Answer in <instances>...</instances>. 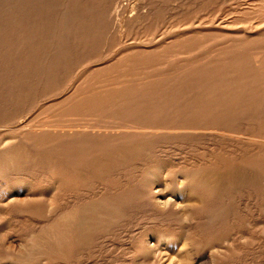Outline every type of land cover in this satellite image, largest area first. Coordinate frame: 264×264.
Masks as SVG:
<instances>
[{"label":"rangeland","instance_id":"rangeland-1","mask_svg":"<svg viewBox=\"0 0 264 264\" xmlns=\"http://www.w3.org/2000/svg\"><path fill=\"white\" fill-rule=\"evenodd\" d=\"M26 1L13 0L14 17L20 19L27 14ZM114 1L118 3L113 6ZM44 6L48 21L55 22V29L49 31L51 48H64L65 40L58 33L74 31L87 38L73 42L72 48L76 50H72L75 55L72 61L65 69L60 68L49 75L45 84L35 86L36 94L30 99L25 98L28 81L36 74L31 75L32 70L25 69L30 60L28 29L19 27L14 49L10 45L1 49L4 58L0 55V264H264V89L259 90L264 85V74L259 75L254 68L256 56L264 53V0H44ZM13 21L17 23L16 18ZM187 72L192 80L188 82V89L183 92L174 89V82L178 84L182 80L180 76ZM126 73L135 75L121 78ZM87 77L94 87L111 84L108 87L112 90L110 93H118V98L123 96L121 99L126 102L122 104L117 98L110 104L115 103L122 112L139 110L152 122L162 115L164 118L159 122L165 128L149 130L136 137L131 135L132 138L127 136L122 149H109L92 161L91 172L77 179L82 188L78 185L77 191L64 190L52 196L48 193L44 199H39L41 190L32 193L28 186L44 189L50 183V173L30 170L28 165L35 159L20 152L16 139L45 120L52 119L61 125L78 122L73 121L71 114L88 111V108L73 106L70 102L81 100L77 96L84 93L83 83ZM166 83L171 85L169 89H159V85L162 87ZM25 84L26 88L23 87ZM7 85L13 88L7 89ZM177 114L181 115L177 117ZM199 120L205 121L204 130L178 129L183 125L196 127ZM223 161L225 168L220 166ZM236 161L238 164L234 163ZM205 162L212 163L209 166ZM23 182L28 185L16 188ZM198 182L203 184L201 192L197 190ZM185 188L188 192L186 189L183 196ZM182 196L190 200L184 207ZM156 197L171 198L176 206L161 208L156 204ZM95 200L98 201L93 202ZM203 209L206 211L200 213ZM75 211L78 217H86L83 226L78 219L71 218ZM67 216L70 222L64 225L63 219ZM57 225H60L59 230L55 229ZM61 225L64 226L61 228ZM195 227L200 229L197 234ZM170 229L173 230L170 232ZM162 233L164 237H161ZM184 243L189 246L183 248Z\"/></svg>","mask_w":264,"mask_h":264},{"label":"bare ground","instance_id":"bare-ground-1","mask_svg":"<svg viewBox=\"0 0 264 264\" xmlns=\"http://www.w3.org/2000/svg\"><path fill=\"white\" fill-rule=\"evenodd\" d=\"M68 2V1H67ZM116 1H114L113 6L115 4ZM48 3V2H46ZM118 3V2H116ZM122 3V2H121ZM129 3V2H128ZM66 4V3H65ZM26 5L29 6L27 8V14L25 16H23L22 18L19 19V17H14L13 16V0H0V55L2 54L1 53V49H3V46H6V45H10V48H13V45H15V37H19V30L20 28H27L28 29V32H29V35H30V43H29V57H30V60L28 61V63L26 64L25 66V69L28 70V68H30V71L32 70L31 72V75L32 74H36V77L35 78H32L31 80H33L31 82H29V87L27 89V95L25 98H33L34 95L36 94V92L34 91L35 89V86H38L39 84H42L46 82V78L49 76V75H53L55 74L56 71H58L60 68H64L66 65H68L70 63V61H72V59L74 58L75 55H73V52L72 50H76V49H73L72 48V44L74 41H76L77 39H85L87 37L85 36H82L80 34H76V32L74 33L73 32H70V31H66L64 32L63 34H59L58 35L61 37V38H64L65 40V45H64V48H61V49H58L55 50L53 48H51V44H50V39H49V35H51V33L49 32L51 29H55L54 28V25H55V22L51 20V22H49L50 20L48 19V16L46 13V8L44 6V0H27L26 1ZM121 5V4H120ZM116 6V5H115ZM62 7V6H61ZM111 8V7H110ZM117 8V7H116ZM115 8V9H116ZM124 7H122L123 9ZM125 9H126V6H125ZM124 9V10H125ZM4 10V12H2ZM60 10V9H59ZM71 10V8L69 9ZM117 10V9H116ZM123 10V11H124ZM247 10V9H246ZM249 11V10H248ZM49 13H52V12H49ZM48 13V14H49ZM60 14V13H59ZM122 14H124L122 12ZM259 14V13H258ZM20 16V15H19ZM240 16V15H239ZM140 17V16H139ZM144 17V15H143ZM223 17V16H222ZM230 17V16H229ZM250 17V16H249ZM13 18L15 20V18L17 19V23L16 21H13ZM74 19V17H73ZM141 19V18H139ZM144 19V18H142ZM226 19V18H225ZM242 19V18H241ZM19 20V21H18ZM49 20V21H48ZM79 20H82V19H79ZM129 20V19H128ZM59 21V20H58ZM60 22V21H59ZM92 22V21H91ZM124 22H127V19L126 21ZM141 22V20H140ZM85 23V22H84ZM89 23V21H88ZM98 23V22H97ZM58 24V23H57ZM125 24V23H124ZM123 24V25H124ZM131 24V23H129ZM143 24V23H142ZM141 24V25H142ZM209 24V23H208ZM211 24V23H210ZM259 24V23H258ZM262 24V23H261ZM69 25V23H68ZM76 25V24H75ZM80 25H82L80 23ZM79 25V26H80ZM88 28V25H87V22L85 24ZM96 26V24H94ZM127 25V24H126ZM237 25V24H236ZM60 26V25H59ZM72 26V25H71ZM85 26V27H86ZM130 26V25H128ZM261 26V25H260ZM20 27V28H19ZM58 27V26H57ZM63 27V25H62ZM78 27V25H77ZM82 27V26H81ZM125 27V26H123ZM256 27V26H255ZM57 31H58V28H56ZM61 29V28H59ZM77 29V28H76ZM84 29V28H83ZM86 29V28H85ZM70 30V29H69ZM80 30V29H79ZM82 30V28H81ZM128 30V29H127ZM188 30V29H187ZM22 31V30H20ZM61 32V30H59ZM85 31V30H84ZM254 31V30H253ZM15 32H18V33H15ZM24 32V31H23ZM22 32V33H23ZM125 32V31H124ZM257 32V31H256ZM254 32V33H256ZM50 33V34H49ZM56 33V32H55ZM54 33V34H55ZM87 33V32H85ZM92 33V32H91ZM186 33V32H185ZM184 33V34H185ZM184 34H182L184 36ZM193 35V33H191ZM197 34V33H196ZM200 34V33H199ZM198 34V35H199ZM249 34V33H248ZM24 35H26L24 33ZM56 35L55 34V37L56 38ZM85 35V34H84ZM89 35V34H88ZM125 35H126V32H125ZM189 35V33H188ZM195 35V34H194ZM245 35V34H244ZM259 35V34H258ZM10 36H11V41L9 40L10 39ZM58 36V37H59ZM97 36V35H96ZM182 36V37H183ZM186 37V36H185ZM183 37V38H185ZM91 38V37H89ZM254 38V37H253ZM22 39V38H20ZM19 39V40H20ZM59 39V38H58ZM180 39V38H179ZM244 39V38H243ZM47 41V45L44 44V41ZM54 40V39H53ZM60 40V39H59ZM45 41V43H46ZM58 42V40H56ZM55 41V42H56ZM263 41V40H262ZM20 42V41H19ZM54 42V41H53ZM231 42V41H229ZM236 42V41H235ZM264 42V41H263ZM18 43V41H17ZM76 43V42H75ZM78 43V42H77ZM239 43V42H238ZM259 43H261L259 41ZM19 44V43H18ZM228 44V43H227ZM22 45V44H20ZM24 45V44H23ZM75 45V44H74ZM79 45V44H78ZM77 45V46H78ZM164 46V45H163ZM224 46V45H223ZM249 46V45H248ZM54 47V46H53ZM79 47V46H78ZM9 48V47H8ZM161 48V47H160ZM224 48V47H223ZM226 48V47H225ZM224 48V49H225ZM254 49H256V47L254 46L253 47ZM14 49V48H13ZM26 49V48H25ZM79 49V48H78ZM153 49V48H152ZM151 49V50H152ZM165 49V48H164ZM257 49H260V48H257ZM263 49V47L261 48ZM4 50V49H3ZM6 50V48H5ZM12 50V49H11ZM90 50V49H89ZM160 50V49H159ZM167 50V49H166ZM181 50V49H180ZM80 51V50H79ZM87 51V50H86ZM175 51V50H174ZM172 51V52H174ZM244 51V50H243ZM253 51V50H252ZM260 51V50H259ZM4 52V51H3ZM11 52V51H10ZM20 52V51H19ZM84 52V50L82 51ZM162 52V50H161ZM168 52V51H167ZM250 52V51H248ZM261 52V51H260ZM21 53V52H20ZM76 53V52H75ZM13 54V52H12ZM16 54V53H14ZM80 54V53H79ZM78 54V56H79ZM169 54V53H168ZM195 54V53H194ZM17 55V54H16ZM15 55V56H16ZM27 55V54H26ZM82 55V54H81ZM80 55V56H81ZM85 55V54H84ZM242 55V54H241ZM4 56V55H3ZM1 55V57H3ZM6 56H7V53H6ZM12 56V55H11ZM246 56V55H245ZM245 56H242V57H245ZM18 57V56H16ZM15 57V58H16ZM73 57V58H72ZM83 57V56H82ZM111 57V56H110ZM241 57V58H242ZM4 58V57H3ZM19 58H22L19 56ZM78 58V57H77ZM183 58V57H182ZM256 60H255V63H254V68L256 69V71L261 74H264V53L263 54H260L258 55V57L256 56ZM29 59V58H28ZM4 60V59H3ZM2 60V61H3ZM13 60V58H12ZM16 60V59H15ZM21 60V59H20ZM79 60V59H77ZM107 60V59H106ZM17 61L19 62V59H17ZM90 61H93V60H90ZM1 62V61H0ZM13 62V61H11ZM89 62V61H88ZM96 62V61H95ZM93 62V63H95ZM98 62V61H97ZM3 63V62H2ZM91 63V62H90ZM108 63H110L108 61ZM19 64V63H18ZM88 64V63H87ZM86 64V66L88 67V65ZM98 64V63H97ZM216 64V63H215ZM15 65L16 62H15ZM21 65V63H20ZM19 65V67H20ZM82 65V64H81ZM92 65V64H91ZM89 65V66H91ZM105 65V64H103ZM7 66H8V63H7ZM83 66V65H82ZM179 66V65H178ZM4 67V66H3ZM11 67V66H10ZM18 67V66H17ZM23 68V66H21ZM86 67V68H87ZM216 67V66H215ZM234 68V67H233ZM232 68V70H233ZM16 69V68H15ZM24 69V68H23ZM23 72H25V70H23ZM65 69V68H64ZM91 69V68H90ZM96 69V68H95ZM94 69V70H95ZM13 70V68H12ZM20 70V69H18ZM198 70V68H197ZM201 70V68L199 69ZM29 71V72H30ZM67 71V70H66ZM74 71V70H73ZM91 71V70H90ZM89 71V72H90ZM93 71V70H92ZM106 71H112V70H106ZM104 71V72H106ZM20 72V71H18ZM22 72V74H23ZM61 72V71H60ZM63 72V71H62ZM72 72V71H70ZM88 72V73H89ZM256 72V73H257ZM9 73V72H8ZM27 73V72H26ZM73 73V72H72ZM75 73V71H74ZM245 73V72H244ZM10 74V73H9ZM13 74V73H12ZM187 74V76L185 75ZM189 73H183L180 78H182V80H180V84L178 83H175L174 82V89H178L180 91L183 92V90L185 89H188V82H192V80L189 78L190 77V74L188 75ZM241 74V72H240ZM18 75V73H17ZM16 75V76H17ZM30 75V77H31ZM67 75V73L65 74V76ZM70 75V74H69ZM126 76H122L121 78H125V77H134L133 75L135 74H132V73H129V74H125ZM192 75V73H191ZM199 75V74H198ZM204 75V74H203ZM238 75V74H236ZM8 76V74H7ZM14 76V75H13ZM60 76V75H59ZM58 76V77H59ZM63 76V75H62ZM68 76V75H67ZM74 76V75H73ZM87 76V75H86ZM85 76V77H86ZM189 76V77H188ZM70 77V76H69ZM83 77V76H82ZM130 77V78H131ZM236 76L234 75V78ZM258 77V76H257ZM7 78V77H6ZM120 78V79H121ZM189 78V80L187 81V79ZM233 77H231V79H234ZM246 78V77H244ZM243 78V79H244ZM251 78V77H250ZM256 78V77H255ZM2 79V78H1ZM4 79V78H3ZM12 79V78H11ZM67 79H69L67 77ZM73 79V78H72ZM119 79V80H120ZM221 79V77H220ZM22 80V79H21ZM20 80V81H21ZM26 80V79H25ZM63 80V79H62ZM85 83H83V91L84 93H81L79 94L77 97H81V100H72L70 102V104H73V106H85L88 108V111H83V112H76V113H72L71 116L74 117L73 121L76 119V123L70 125V124H67V125H61L58 123V121H55V120H45V122L37 125V126H34L32 128V131L28 132L27 134H23L24 136H20L17 140V148L20 150L21 153H26L30 156H32L35 160L34 162L32 163H29L28 167H30V170H32L33 172H43L44 174H48V178L50 179H46V180H49L50 183H48V185H46L44 187V189H41L39 188L38 186H28L29 190L32 192V193H36V191L39 189L41 190L40 191V194L37 196L39 199H44L46 197V194L49 193V196L51 194V196L53 194H58L59 192L61 191H69V192H74V191H77V187L79 184H77V179L80 177L82 178L83 176L87 175L88 173L91 172V170L94 168V160L100 156L102 157L103 154L105 152H107L109 149L112 151H118L119 149H122V143L123 142H126V138H128L127 136L131 137L132 136H140V135H143L144 133H148L149 130H158V129H163L165 128V125L161 122H159L160 120L159 119H162L164 118V116L162 115H159L161 116L160 118L158 117L155 121H150L148 118H145L143 117V113L139 112L138 111H135V110H132V109H125L123 112L119 109V107H117V105L115 103H112L110 104V101L112 100H115L118 98V93H110L112 92L111 89H108V87L111 85H108V84H103V85H100L99 87H94L92 84V86L90 85L91 83V79L90 77H87L85 79ZM166 80V79H164ZM228 80V79H227ZM258 80V79H256ZM5 81V80H4ZM7 81V80H6ZM14 81V80H13ZM23 81V80H22ZM21 81V82H22ZM27 81V80H26ZM156 81V80H155ZM215 81V79H214ZM82 82V81H81ZM26 83V82H25ZM59 83V82H58ZM173 83V82H172ZM197 83V82H196ZM257 83V82H256ZM16 84V83H15ZM80 84V83H79ZM150 84V83H148ZM167 85H163L161 87V85H159V89H169L171 87V85H169L168 83H166ZM240 84V83H239ZM249 84V83H248ZM261 84V83H260ZM78 85V84H77ZM263 85V84H261ZM3 86V85H1ZM19 87V85H17ZM21 86V85H20ZM25 85H23L24 88ZM112 86V85H111ZM206 86V85H205ZM260 86V85H258ZM7 89H11L13 88L12 85H7L5 86ZM3 87V88H5ZM21 87V88H23ZM76 87V85L74 86ZM195 87V86H194ZM241 87V86H240ZM251 87V86H249ZM4 89V90H7V89ZM50 88V87H49ZM67 88V87H66ZM2 89V88H1ZM51 89V88H50ZM49 89V90H50ZM107 89V90H106ZM172 89V88H171ZM250 89V88H249ZM264 89V85L262 87V89H259V90H263ZM74 90V89H72ZM255 90V89H254ZM11 91V90H10ZM25 91V90H23ZM45 91V90H44ZM81 91V92H83ZM98 91L100 92V94H98ZM138 91V90H137ZM43 92V91H42ZM131 92V91H130ZM128 92V93H130ZM234 92V91H233ZM261 92V91H260ZM13 96V91L11 92ZM124 93V92H123ZM128 93H125L128 94ZM141 93V92H140ZM236 93V92H235ZM256 93V92H255ZM3 94V93H2ZM23 94V92H22ZM63 94V93H62ZM69 94V93H68ZM9 95V94H8ZM14 95H15V92H14ZM70 95V94H69ZM196 95H199V94H196ZM205 95H207V93H205ZM257 95V94H256ZM258 95H259V92H258ZM263 95V94H262ZM23 96V95H22ZM63 96V95H62ZM147 96V95H146ZM189 96V95H188ZM209 96V95H208ZM237 96V95H236ZM245 95H243L244 97ZM15 97V96H14ZM149 97V96H148ZM163 97V96H162ZM194 97V95H193ZM242 97V99H243ZM249 97V95L247 96V98ZM256 96H254L255 98ZM262 97V96H261ZM4 98V97H3ZM13 98V97H12ZM64 98V97H63ZM121 98H124L123 96H119L118 99L119 102H121L122 104H125L126 101H124L123 99ZM14 99V98H13ZM44 99V98H43ZM62 99V98H61ZM229 99V98H228ZM257 99L259 100L260 97ZM15 100V99H14ZM58 100V99H56ZM63 100V99H62ZM163 100V99H162ZM172 100V98H171ZM247 100V99H246ZM7 101V100H6ZM9 101V100H8ZM49 101V100H48ZM60 101V100H59ZM197 101V100H196ZM263 101V100H262ZM58 102V101H57ZM113 102V101H112ZM250 102V101H249ZM9 103V102H8ZM2 104V103H1ZM51 104V103H50ZM6 105V104H5ZM197 105V104H196ZM244 108V107H243ZM253 108V107H252ZM264 108V107H263ZM196 109V108H195ZM194 109V110H195ZM253 110V109H252ZM187 111V109H186ZM249 111V110H248ZM247 111V112H248ZM251 111V110H250ZM264 111V110H262ZM195 112V111H194ZM205 112V111H204ZM241 113V112H240ZM250 113V112H248ZM253 113V112H252ZM260 113V112H259ZM50 114V113H49ZM181 114H183V112H181ZM180 114V115H181ZM245 114V113H244ZM264 114V113H263ZM179 114H177V117L180 116ZM247 115V114H246ZM187 116V115H186ZM248 116H251V115H248ZM257 116V115H255ZM262 116V115H261ZM204 117V116H203ZM246 117V116H245ZM244 117V119H245ZM206 118V117H205ZM204 118V119H205ZM242 118V117H241ZM26 119V118H25ZM256 119H258L256 117ZM176 121V118L174 119ZM238 120V119H236ZM243 121V119H241ZM247 120V119H245ZM26 121V120H25ZM44 121V120H43ZM251 121V120H249ZM167 122V121H166ZM203 122H205L204 120H199V123L198 125H196V127H186V125L182 126V127H178L179 130H191V129H196L197 130H204L205 128L203 127ZM246 122V121H245ZM243 122V123H245ZM248 122V121H247ZM23 123V122H22ZM35 123V122H34ZM238 123V121H237ZM235 123V124H237ZM263 123V122H261ZM21 124V123H20ZM31 124V123H30ZM29 124V125H30ZM254 124V123H252ZM259 125V123H257ZM23 125V124H21ZM32 125V124H31ZM60 125V126H59ZM189 125V124H187ZM248 125V124H247ZM250 125V124H249ZM15 126V125H14ZM25 126V125H24ZM28 126V125H27ZM58 126V127H56ZM235 126V125H234ZM233 127V126H232ZM245 127V126H244ZM78 128H80V130H77ZM17 129V128H16ZM75 129V130H74ZM175 129V128H174ZM207 129V128H206ZM232 129V128H231ZM176 130V129H175ZM222 130V129H221ZM225 130V129H224ZM244 130V129H243ZM167 131V130H166ZM195 131V130H194ZM206 131V130H205ZM218 131V130H217ZM215 131V132H217ZM227 131V130H225ZM231 131V130H230ZM235 131V130H234ZM204 132V131H203ZM208 132V131H206ZM243 132V131H242ZM245 132V130H244ZM185 133V132H184ZM183 133V134H184ZM214 133V132H213ZM200 134V133H199ZM203 134H206L205 132ZM237 134V133H236ZM187 135V134H185ZM184 135V136H185ZM190 135V134H189ZM194 135V134H193ZM226 135V134H224ZM229 135V134H228ZM171 136V135H170ZM192 136V134H191ZM190 136V138H192ZM180 137V136H179ZM224 137V136H223ZM249 137V136H248ZM132 138V137H131ZM174 138H178V137H174ZM182 138V137H181ZM184 138V137H183ZM186 138H189L186 137ZM247 138V137H246ZM163 139V138H162ZM162 139H160V141H163ZM158 140V139H156ZM156 140H153V141H156ZM245 140V139H244ZM153 141L152 144L154 143ZM159 141V140H158ZM7 142V141H6ZM113 143V144H111ZM156 143V142H155ZM162 143V142H161ZM146 144V143H145ZM3 145V144H2ZM125 145V143H124ZM140 145V144H139ZM142 145V144H141ZM140 145V146H141ZM151 145V144H150ZM4 146V145H3ZM1 146V148L3 147ZM260 148V147H259ZM262 148V146H261ZM262 150H264V148H262ZM110 151V152H111ZM136 151V150H135ZM260 151V150H259ZM139 152V151H138ZM263 152V151H261ZM229 154V153H228ZM241 153H238V155H240ZM262 154V153H261ZM125 155H128L125 153ZM231 155V154H230ZM229 155V156H230ZM219 158H224V156H221V155H217ZM241 156V155H240ZM247 156H250L249 154ZM125 157V156H124ZM214 158V156H212ZM27 158V157H26ZM126 158V157H125ZM130 158V157H129ZM245 158V157H244ZM251 159V158H250ZM212 160V159H211ZM224 160H227L226 157ZM231 160V159H230ZM245 160V159H244ZM248 160V159H247ZM261 160V159H260ZM93 161V162H92ZM97 161V160H96ZM246 161V160H245ZM255 161V160H254ZM263 162V160H261ZM197 162V161H196ZM203 162V161H202ZM214 162V160H213ZM233 162V161H232ZM253 162V161H252ZM260 162V161H259ZM120 163H122L120 161ZM207 162H205L206 164ZM212 163V162H211ZM210 163V164H211ZM220 163V162H218ZM224 161L222 162V164L220 163V166H224L225 168V165L223 164ZM226 163V166L227 165V162ZM235 164H238V162H234ZM261 163V162H260ZM198 164V163H197ZM200 164V163H199ZM209 163H207V165L210 166ZM230 164V163H229ZM201 165V164H200ZM114 166V165H113ZM139 166V165H138ZM199 166V165H197ZM202 166V165H201ZM234 166V164H233ZM232 166V168H233ZM238 166V165H237ZM240 166V165H239ZM238 166V167H239ZM27 167V168H28ZM200 167V166H199ZM203 167V166H202ZM201 167V168H202ZM207 167V166H206ZM235 167V166H234ZM188 168V167H186ZM190 168V167H189ZM188 168V169H189ZM193 168V167H192ZM195 168V166H194ZM23 169V168H22ZM110 169V167H109ZM244 169V168H243ZM247 169V168H246ZM245 169V170H246ZM24 170V169H23ZM27 170V169H25ZM30 170L28 172H30ZM110 170H113V169H110ZM142 170V169H141ZM148 170H151V169H148ZM147 170V171H148ZM196 170V169H195ZM201 170V169H200ZM200 170H199V173H200ZM232 170V169H231ZM248 170V169H247ZM105 170H103L104 172ZM198 171V170H197ZM202 171V170H201ZM204 171V170H203ZM207 171V170H206ZM210 171V170H208ZM218 171V170H216ZM237 171V170H236ZM211 172V171H210ZM215 172V171H214ZM224 172V171H223ZM233 172V171H232ZM242 172V171H241ZM248 172V171H247ZM264 172V171H263ZM35 173V174H36ZM229 173V172H228ZM245 173V172H244ZM250 173V172H249ZM253 173V172H252ZM148 174H150L148 172ZM233 174V173H232ZM10 175V174H9ZM30 175V174H29ZM92 175V174H91ZM223 175V174H222ZM5 176H7L5 174ZM32 176V175H31ZM30 176V177H31ZM140 176V175H139ZM255 176V175H253ZM14 177V176H13ZM24 177V176H22ZM29 177V178H30ZM41 177V176H40ZM46 177V176H45ZM90 177V176H89ZM95 177V176H94ZM97 177V176H96ZM184 177V176H183ZM188 177V175H187ZM196 177V176H194ZM227 177V176H226ZM25 178H27L25 176ZM32 178V177H31ZM101 177H99L100 179ZM153 178V176H152ZM158 178V177H157ZM168 178V177H167ZM3 179V178H2ZM6 179V178H5ZM28 179V178H27ZM37 179V178H36ZM91 179V178H90ZM96 179V178H94ZM97 179V180H99ZM156 179V178H154ZM173 179V178H172ZM17 180V179H16ZM88 180V179H87ZM92 180V179H91ZM145 180V179H144ZM149 180V179H146V181ZM167 180V179H166ZM180 180V179H179ZM229 180V179H227ZM19 180H17L18 182ZM33 181V180H31ZM41 181V180H40ZM43 181V179H42ZM90 181V180H89ZM96 181V180H95ZM140 181V180H139ZM143 181V179H142ZM150 181V180H149ZM154 181V180H153ZM157 181V180H156ZM160 181V180H159ZM171 181V180H170ZM200 181V179L198 180ZM209 181V180H208ZM21 182V181H20ZM19 182V183H20ZM44 182V181H43ZM93 182V181H91ZM98 182V181H97ZM148 182V181H147ZM152 182V181H151ZM178 182V181H177ZM183 182V181H182ZM181 182V183H182ZM42 183V182H41ZM46 183V182H45ZM83 183V182H82ZM90 183V182H89ZM99 183V182H98ZM139 183V182H138ZM167 183V182H166ZM170 183V182H169ZM47 184V183H46ZM126 184V183H125ZM149 184V183H147ZM172 184V182H171ZM170 184V185H171ZM213 184V183H212ZM28 184H26L25 182L21 183L20 185H16V188H23L24 186H26ZM127 185V184H126ZM136 185V184H134ZM164 185V184H163ZM178 185V184H177ZM230 185V184H229ZM5 186V185H4ZM40 186V185H39ZM83 185H79V187L82 188ZM90 186V184H89ZM123 186V185H122ZM131 186V185H130ZM129 186V187H130ZM133 186V185H132ZM131 186V188H132ZM138 186V184H137ZM136 186V187H137ZM210 186V185H209ZM85 187V186H84ZM91 187V186H90ZM98 187V185H97ZM103 187V185H102ZM106 187V186H105ZM124 187V186H123ZM135 187V186H134ZM158 187V186H157ZM164 187V186H163ZM162 187V188H163ZM86 188V187H85ZM138 188V187H137ZM203 188V184L198 182L197 184V190H202ZM207 187L205 186L204 190L206 189ZM210 188V187H209ZM4 189V188H3ZM97 189V188H95ZM101 189V188H100ZM108 189V188H107ZM112 189V188H110ZM141 189V188H140ZM160 189V188H159ZM186 189L182 192V195L184 196L185 193H186ZM212 189V188H211ZM210 189V192H212ZM233 189V188H232ZM231 189V190H232ZM26 190V189H25ZM81 190V189H80ZM98 190V189H97ZM109 190V189H108ZM117 190V189H116ZM119 190V189H118ZM121 190H123L121 188ZM128 190V189H127ZM130 190V189H129ZM133 190V188H132ZM138 190V189H137ZM157 190V189H156ZM162 190V189H161ZM178 190V189H177ZM82 191V190H81ZM80 191V192H81ZM107 191V190H106ZM136 191V190H135ZM144 191V190H143ZM155 191V190H153ZM209 191V190H208ZM5 192V191H4ZM83 192V191H82ZM94 193V191H92ZM101 190L98 192L100 194ZM103 192V191H102ZM124 192V191H123ZM128 192V191H126ZM140 192V191H139ZM187 192H188V189H187ZM200 192H197V193H200ZM214 192V190H213ZM212 192V193H213ZM216 192V191H215ZM77 194V192H75ZM97 193V191H96ZM95 193V194H96ZM114 193V191H113ZM117 193V192H116ZM125 193V192H124ZM137 193V192H136ZM143 193V192H142ZM156 193V192H155ZM203 193V192H202ZM228 193V192H227ZM1 194V193H0ZM18 194V193H17ZM22 194V193H21ZM82 194V193H81ZM88 194V193H87ZM140 194V193H138ZM201 194V193H200ZM231 194V193H229ZM63 195V194H62ZM83 195V194H82ZM118 195V194H116ZM120 195V194H119ZM165 195V194H164ZM177 195V194H176ZM204 195V194H203ZM215 195V193H214ZM217 195H220V194H217ZM222 195V194H221ZM3 195H1L2 197ZM48 196V197H49ZM78 196V195H77ZM81 196V195H80ZM90 196V195H89ZM99 196V195H97ZM109 196V195H108ZM178 196V195H177ZM183 207L185 206L184 204H188V202H190V200L186 199L185 197H183ZM207 196V194L205 195ZM208 196H210V194L208 193ZM225 196V195H224ZM26 196H24L25 198ZM67 197V196H66ZM65 197V198H66ZM93 197V196H92ZM95 197V196H94ZM94 197L92 199H94ZM174 197V196H173ZM172 197V198H173ZM187 197V195H186ZM10 198V197H9ZM30 198V197H29ZM33 198V197H31ZM50 198V197H49ZM91 198V196H90ZM103 198V197H102ZM115 198V197H114ZM209 198V197H208ZM211 198V196H210ZM228 198V197H227ZM13 199V198H12ZM15 199V197H14ZM19 199V198H18ZM27 199V197H26ZM26 199L24 201H26ZM37 199V198H36ZM52 199V198H51ZM72 199V198H71ZM74 199V198H73ZM79 198H77L78 200ZM96 199V197H95ZM110 199V198H109ZM116 199V198H115ZM7 200V199H6ZM5 200V201H6ZM17 200V199H15ZM22 200V199H20ZM19 200V201H20ZM49 201H51L50 199H48ZM68 200V199H67ZM98 200H100L98 198ZM98 200H95L93 202H96ZM133 200H135V198H133ZM138 200V199H136ZM175 200V199H174ZM11 201V200H10ZM36 201V200H35ZM66 201V200H64ZM72 201V200H71ZM80 201V200H78ZM84 201V200H83ZM82 201V202H83ZM132 201V200H131ZM156 201V204L161 207V208H170L172 205H175L174 204V201H172L171 198L169 199H160V198H157L155 199ZM154 201V202H155ZM207 201V200H205ZM204 201V202H205ZM14 202V201H13ZM52 202V201H51ZM68 202V201H67ZM74 202H75V199H74ZM85 202V201H84ZM145 202V201H144ZM147 202V201H146ZM209 202V201H208ZM7 203V202H6ZM9 203V202H8ZM56 203V202H55ZM59 203V202H57ZM64 203V202H63ZM66 203V202H65ZM64 203V204H65ZM70 203V202H69ZM134 203H137V202H133ZM149 203V202H148ZM198 203V202H197ZM207 203V202H206ZM211 203V202H210ZM54 204V203H53ZM75 204V203H73ZM140 204V203H139ZM155 204V206H156ZM68 205V203H67ZM77 205V204H76ZM78 205H81V204H78ZM137 205V204H136ZM143 205V204H141ZM192 205V204H191ZM41 206V205H40ZM62 206V205H61ZM69 206V205H68ZM74 205H72L73 207ZM82 206V205H81ZM129 206V205H128ZM127 206V207H128ZM131 206V204H130ZM135 206V205H133ZM132 206V207H133ZM151 206V205H150ZM176 206V205H175ZM194 206V205H193ZM206 205L204 204V207ZM34 207V206H33ZM53 207V206H52ZM65 207V206H64ZM67 207V206H66ZM138 207V206H137ZM152 207V206H151ZM196 207V206H195ZM198 207V206H197ZM207 207V206H206ZM209 207V206H208ZM39 208V207H38ZM42 208V207H41ZM44 208V206H43ZM43 208L41 210H43ZM63 208V207H62ZM61 208V209H62ZM230 208V206H229ZM35 209V208H33ZM45 209V208H44ZM51 209V208H50ZM66 210L68 209L65 208ZM132 209V208H131ZM154 209V208H153ZM209 209V208H208ZM64 210V208L62 209ZM62 210H60V214L62 213ZM95 210V209H94ZM97 210V208H96ZM198 210V209H197ZM195 210V211H197ZM202 212L200 213H203L204 209L201 210ZM206 211V210H205ZM204 211V212H205ZM223 211V210H222ZM216 212V211H215ZM58 213V211H57ZM161 213V212H160ZM170 213V212H168ZM168 213H166L165 215H167ZM229 213V212H228ZM211 214L213 215V212H211ZM54 215V214H53ZM164 215V213H163ZM171 215V213H170ZM176 215V214H174ZM194 215V214H192ZM199 215V214H197ZM204 215V214H203ZM202 215V216H203ZM227 215V214H226ZM52 216V213L50 215V217ZM54 216H57V215H54ZM119 216V215H118ZM184 216V215H183ZM196 216V215H195ZM211 216V215H210ZM218 216V214H217ZM185 217V216H184ZM199 217V216H198ZM53 218V221H54V217ZM71 218L72 219H78L79 220V224L80 226H83L85 224V222H87V219L84 215H81L80 217L77 216V212L75 211L73 214H71ZM159 218V217H158ZM200 219V217H199ZM48 220V219H47ZM166 220V219H165ZM196 220V219H195ZM206 220V219H205ZM204 220V221H205ZM231 220V219H230ZM163 221V220H162ZM168 221V220H167ZM210 222V220H208ZM48 222V221H47ZM50 222V221H49ZM66 222H70V218L67 216L63 219V223L64 225L66 224ZM195 221H193L194 223ZM197 222V221H196ZM235 222V221H234ZM232 222V223H234ZM37 223V222H36ZM171 223V222H170ZM208 223V222H207ZM39 224V223H38ZM43 224V223H42ZM169 224V223H168ZM34 225V224H33ZM64 225H61V228L64 226ZM172 225V224H171ZM191 225V224H190ZM199 226L201 225V223L198 224ZM207 225V224H206ZM194 226V225H193ZM192 226V227H193ZM38 227V225H37ZM39 227L40 224H39ZM155 227V226H154ZM162 227V226H161ZM168 227V226H167ZM191 227V226H189ZM198 227V226H197ZM43 228V226H42ZM171 228V227H169ZM35 229V228H34ZM38 229V228H37ZM56 230H59L60 229V225L56 226L55 227ZM181 229H184V228H181ZM199 229V228H198ZM197 229V230H198ZM25 230V229H24ZM173 230V229H172ZM170 229V232L172 231ZM179 230V228H178ZM190 230V228L188 229V231ZM192 230V229H191ZM196 230V227L195 229ZM195 232V234L199 233V232ZM200 230V229H199ZM26 231V230H25ZM34 231V230H33ZM159 233L160 230H158ZM182 231V230H181ZM180 231V232H181ZM35 232V231H34ZM53 234L55 233L54 231H52ZM174 232V231H173ZM183 232V231H182ZM190 232H193V231H190ZM194 233V232H193ZM205 234V233H204ZM45 235V234H44ZM57 235V234H56ZM172 234H170V237H171ZM174 235V234H173ZM181 235V234H180ZM179 235V236H180ZM200 235V234H199ZM198 235V236H199ZM148 236V235H147ZM204 236V235H203ZM161 237H164L163 236V233L161 235ZM169 237V236H168ZM167 237V238H168ZM200 237V236H199ZM207 237V236H205ZM148 238V237H147ZM173 238V237H172ZM175 238V237H174ZM176 238H177V234H176ZM175 238V239H176ZM179 238V237H178ZM183 238V237H182ZM190 238V237H188ZM186 239V240H189V239ZM166 239V237H165ZM193 239V238H191ZM218 239V237L216 238V240ZM147 240V239H145ZM183 240V239H182ZM185 240V241H186ZM194 240V239H193ZM198 241L200 240L197 239ZM202 240V238H201ZM206 240V238H205ZM215 240V239H214ZM169 241V240H168ZM176 241V240H175ZM195 241V240H194ZM192 241V242H194ZM207 241V240H206ZM206 241H203L205 243H207ZM140 242V241H139ZM146 242V241H145ZM177 242V241H176ZM16 243V242H15ZM143 243V242H142ZM148 243V242H146ZM180 243V242H179ZM183 243V242H181ZM191 243V242H190ZM197 243V242H196ZM199 243V242H198ZM211 243V242H209ZM41 244V243H40ZM140 244V243H139ZM164 244V243H163ZM201 244V243H199ZM23 245V244H22ZM37 245V244H36ZM81 245V244H80ZM83 245V244H82ZM141 245V244H140ZM153 245V244H152ZM195 245V244H194ZM202 245V244H201ZM58 246V245H57ZM142 246V245H141ZM186 246H189L188 244H185L183 245V248L186 247ZM33 247V246H32ZM40 247V246H39ZM147 247V246H146ZM202 247V246H201ZM42 248V247H41ZM155 248V247H154ZM55 249V248H54ZM156 249V248H155ZM79 250V249H78ZM77 250V251H78ZM165 250V249H163ZM179 250V248H178ZM166 251V250H165ZM67 251L65 250V253ZM178 252V251H176ZM69 253V252H68ZM161 254V253H160ZM176 254V253H175ZM157 255V254H156ZM171 255V254H170ZM172 258V257H170ZM69 259V258H68ZM163 259V258H162ZM174 259V256L172 258V260ZM176 259V258H175ZM179 260V258H178ZM161 262V261H160ZM171 263V262H170ZM179 263V261H178Z\"/></svg>","mask_w":264,"mask_h":264}]
</instances>
